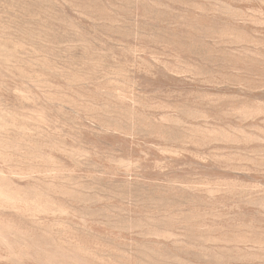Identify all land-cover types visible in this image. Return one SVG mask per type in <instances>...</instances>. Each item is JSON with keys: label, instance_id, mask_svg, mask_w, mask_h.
Returning <instances> with one entry per match:
<instances>
[{"label": "rangeland", "instance_id": "obj_1", "mask_svg": "<svg viewBox=\"0 0 264 264\" xmlns=\"http://www.w3.org/2000/svg\"><path fill=\"white\" fill-rule=\"evenodd\" d=\"M0 264H264V0H0Z\"/></svg>", "mask_w": 264, "mask_h": 264}]
</instances>
